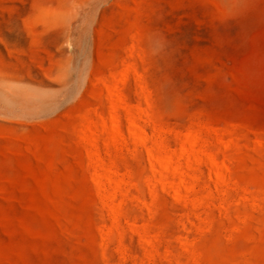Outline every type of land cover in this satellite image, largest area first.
<instances>
[{"label": "rangeland", "instance_id": "obj_1", "mask_svg": "<svg viewBox=\"0 0 264 264\" xmlns=\"http://www.w3.org/2000/svg\"><path fill=\"white\" fill-rule=\"evenodd\" d=\"M0 264H264V0H0Z\"/></svg>", "mask_w": 264, "mask_h": 264}, {"label": "bare ground", "instance_id": "obj_2", "mask_svg": "<svg viewBox=\"0 0 264 264\" xmlns=\"http://www.w3.org/2000/svg\"><path fill=\"white\" fill-rule=\"evenodd\" d=\"M82 78V74L81 71H77L74 75L73 78V87H77L76 85H78L81 81ZM7 101L9 103L15 104V105H20L19 107L22 106V104H29L30 106L35 107L36 110H38V112H41L43 110H47V108L50 106V104L45 100V98L37 93L34 92H17V93H13V96H9L6 97ZM25 108H28L27 106H25ZM114 130L116 132H119V128L117 123H115L114 125ZM187 154V150L184 151V155ZM215 176L220 177L222 174L219 172H216L215 170L213 171Z\"/></svg>", "mask_w": 264, "mask_h": 264}]
</instances>
